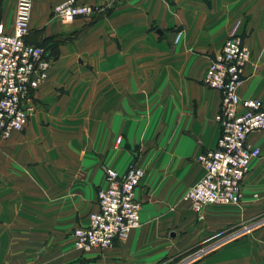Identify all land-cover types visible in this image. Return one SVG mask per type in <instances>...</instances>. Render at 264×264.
<instances>
[{
  "label": "crops",
  "instance_id": "crops-1",
  "mask_svg": "<svg viewBox=\"0 0 264 264\" xmlns=\"http://www.w3.org/2000/svg\"><path fill=\"white\" fill-rule=\"evenodd\" d=\"M30 1L25 40L60 50L45 37L78 29L83 17L55 26L50 9L62 0ZM14 6L15 0H0L7 30ZM107 14L122 22L110 24L111 31L149 41L137 44L135 57L124 43L98 63L97 81L107 85L93 84L89 95L78 96L81 102L58 92L70 93L73 80L53 63L33 92L24 128L0 138V264H264V230L250 237H178L196 216L187 202L190 214L172 206L201 176L199 153L216 144L220 92L203 79L231 34L252 52L238 94L264 103V0H114ZM134 16L140 25H131ZM248 142L260 156L244 177L240 213L206 206L208 226L264 209V131L250 133ZM132 161L144 169L136 188L140 226L105 249H74L71 231L97 209L104 166L123 173Z\"/></svg>",
  "mask_w": 264,
  "mask_h": 264
},
{
  "label": "built area",
  "instance_id": "built-area-1",
  "mask_svg": "<svg viewBox=\"0 0 264 264\" xmlns=\"http://www.w3.org/2000/svg\"><path fill=\"white\" fill-rule=\"evenodd\" d=\"M114 0H62L51 7L58 21L69 23L89 17L108 7ZM31 11L30 0H15L10 29L0 22V138L24 128L33 110V92L47 78L52 58L47 48L25 40ZM181 32L177 33L176 40ZM252 52L243 37L231 34L210 58L204 83L220 92L216 115L219 134L213 148L199 153L197 162L203 172L183 193L196 219H204L206 206L238 204L242 183L260 148L248 142L254 131H264V103L258 98L242 99L238 88ZM117 137L116 143L120 142ZM105 184L97 190V209L90 212L84 225L71 231L72 246L85 254L105 249L117 239H125L141 224V202L136 188L144 177L143 167L135 161L119 173L104 166Z\"/></svg>",
  "mask_w": 264,
  "mask_h": 264
},
{
  "label": "rangeland",
  "instance_id": "rangeland-1",
  "mask_svg": "<svg viewBox=\"0 0 264 264\" xmlns=\"http://www.w3.org/2000/svg\"><path fill=\"white\" fill-rule=\"evenodd\" d=\"M109 7V6H108ZM108 7H105L102 11L95 13L89 17L80 18L81 20L76 25V30L70 31L65 34H58L55 32L46 38H51L49 42L51 44L60 43V50L48 49L49 54L52 58V63L60 62V66L66 73H69L72 77L73 82L70 93L67 88L61 87L58 89L60 94L73 95L74 98L83 101L84 96L89 95L92 85L96 89V85L99 84L100 88H104L107 85L106 81H97V75L100 73L98 71V63L101 65V61L104 59L113 58L116 50L122 51L123 44L127 43V51L129 56L135 57L137 55L138 43L148 42L149 39L145 38L143 34H122L111 31L110 24L122 25L121 21H115L114 23L108 18ZM49 19L55 26H61L66 23H62L55 18L51 12ZM133 16V15H132ZM78 20V19H77ZM77 20H73L72 23ZM131 25H140V20L137 16L131 18ZM148 30L153 31L154 27L150 26ZM56 31V30H55ZM111 31V32H110ZM156 36V35H155ZM48 40V39H47ZM42 42L39 41L38 43ZM58 55V56H57ZM107 62V61H106ZM104 62V63H106ZM78 96H82L81 98ZM73 98V99H74ZM82 99V100H80ZM83 106L89 107V98L85 97ZM86 132V128L83 129ZM156 131H154L155 133ZM240 205L238 204H217L215 206L221 207L222 213L228 216H233L240 213ZM176 209L184 208L185 211L190 214L189 206L185 201L181 199V196L176 200L173 205ZM257 211V212H256ZM250 214L240 215L235 221H230L227 223L216 222L208 226V222L205 217L203 220L198 221L193 216V226L186 228L178 237H250L257 231L264 230V209L260 211L256 210ZM186 213V217L187 216ZM171 226L169 228H173ZM168 228V229H169ZM175 228V227H174ZM174 230V229H172ZM167 235V233H166Z\"/></svg>",
  "mask_w": 264,
  "mask_h": 264
}]
</instances>
